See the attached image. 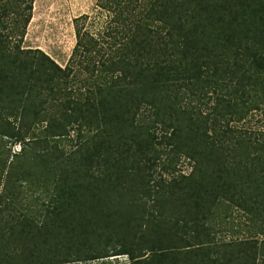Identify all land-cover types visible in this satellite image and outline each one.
Listing matches in <instances>:
<instances>
[{"label": "trees", "instance_id": "obj_1", "mask_svg": "<svg viewBox=\"0 0 264 264\" xmlns=\"http://www.w3.org/2000/svg\"><path fill=\"white\" fill-rule=\"evenodd\" d=\"M31 5L0 0V264H264V0H96L63 66Z\"/></svg>", "mask_w": 264, "mask_h": 264}, {"label": "rangeland", "instance_id": "obj_2", "mask_svg": "<svg viewBox=\"0 0 264 264\" xmlns=\"http://www.w3.org/2000/svg\"><path fill=\"white\" fill-rule=\"evenodd\" d=\"M96 0H32L30 18L21 38L23 48L40 49L63 66L75 43L73 19L88 14L93 18L97 13ZM96 20V18H95ZM17 39V36H16ZM19 39V38H18ZM202 100L207 101L206 98ZM193 100V105L204 108L203 101ZM250 131L264 132V105L252 110L242 121ZM16 145L14 149H18ZM176 172L186 173L190 169L187 160L181 158ZM230 223L217 232V236L238 235V214L233 213Z\"/></svg>", "mask_w": 264, "mask_h": 264}]
</instances>
